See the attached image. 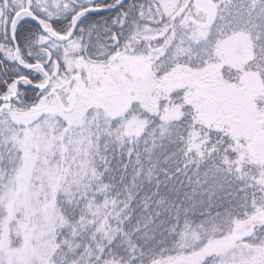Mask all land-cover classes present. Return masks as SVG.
<instances>
[{
	"label": "snow or ice",
	"instance_id": "snow-or-ice-1",
	"mask_svg": "<svg viewBox=\"0 0 264 264\" xmlns=\"http://www.w3.org/2000/svg\"><path fill=\"white\" fill-rule=\"evenodd\" d=\"M0 264H264V0H0Z\"/></svg>",
	"mask_w": 264,
	"mask_h": 264
}]
</instances>
